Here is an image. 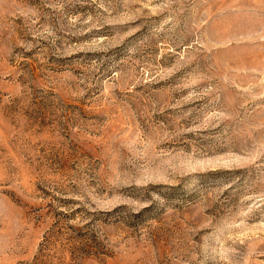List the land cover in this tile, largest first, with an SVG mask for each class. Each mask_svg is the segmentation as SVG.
Listing matches in <instances>:
<instances>
[{"label": "rangeland", "instance_id": "1", "mask_svg": "<svg viewBox=\"0 0 264 264\" xmlns=\"http://www.w3.org/2000/svg\"><path fill=\"white\" fill-rule=\"evenodd\" d=\"M0 264H264V0H0Z\"/></svg>", "mask_w": 264, "mask_h": 264}]
</instances>
